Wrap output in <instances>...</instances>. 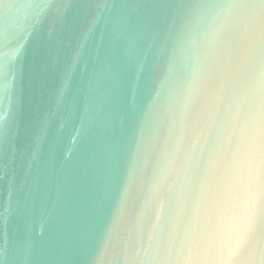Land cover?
I'll list each match as a JSON object with an SVG mask.
<instances>
[{"label": "water", "instance_id": "obj_1", "mask_svg": "<svg viewBox=\"0 0 264 264\" xmlns=\"http://www.w3.org/2000/svg\"><path fill=\"white\" fill-rule=\"evenodd\" d=\"M0 264H264V0H0Z\"/></svg>", "mask_w": 264, "mask_h": 264}]
</instances>
